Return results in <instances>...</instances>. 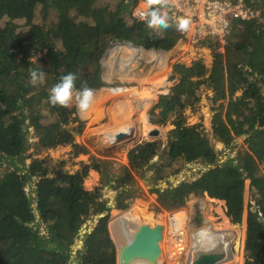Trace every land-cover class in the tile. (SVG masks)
<instances>
[{"label": "trees", "instance_id": "1", "mask_svg": "<svg viewBox=\"0 0 264 264\" xmlns=\"http://www.w3.org/2000/svg\"><path fill=\"white\" fill-rule=\"evenodd\" d=\"M106 1L115 7L108 9ZM106 1L0 0V19H7L4 25L0 23V264H71L72 245L83 224L100 213L106 215L85 234L83 246L76 253L77 264H117V249L108 229L110 207L102 199L100 187L87 190L83 185L90 169L99 171L100 162L94 159L83 163L73 173L59 170L55 179L47 176L52 171L49 161L34 157L43 150L69 144L74 156L88 151L75 143L69 128L71 122L79 120L72 117L73 109L53 107L48 102L49 91L61 76L76 73L77 90L92 87L82 65H98L113 39L169 50L180 38L173 24V30L161 29L150 36L154 27H149L146 19L131 15L138 0ZM40 14L44 19L38 22ZM19 19L27 28L24 34L17 30L15 21ZM213 43L219 45L217 37H208L202 44L207 47ZM223 48L224 52L215 55L207 79L208 68L201 61L189 66L175 64L173 72L179 80L150 110L152 124L165 125L171 119L174 125L163 155L171 162L180 158L200 161L207 170L195 180H183L164 189L154 184L151 191L168 211L183 207L192 194L206 193L224 200L226 215L231 223L239 224L244 212L245 181L249 179L256 192V206L247 213L244 264H264V13L263 18L235 22ZM39 54L40 59H36ZM31 70L43 71L44 79L50 82L34 87ZM205 80L213 90L214 105L227 99L226 104L215 107V135L230 149L235 147L236 136L248 135L247 147H240L236 157L221 160L206 133L186 124L185 108L200 100L197 89ZM44 117L52 120L45 122ZM83 128L84 123L79 122L77 131L81 133ZM161 145L160 140L143 141L129 151V166H122L114 175L117 208H127L125 200L143 193L133 169L149 163ZM32 146L33 151L27 154ZM36 178L43 185L34 189V195L27 186ZM133 215H139L144 224L155 225L145 206L138 203L133 211L114 217L112 229L131 222ZM160 247V255L165 258L163 239Z\"/></svg>", "mask_w": 264, "mask_h": 264}, {"label": "rangeland", "instance_id": "2", "mask_svg": "<svg viewBox=\"0 0 264 264\" xmlns=\"http://www.w3.org/2000/svg\"><path fill=\"white\" fill-rule=\"evenodd\" d=\"M109 3L113 5L112 2L106 1L105 6L108 7V9L115 7V6H111ZM247 3L255 11V14L253 17L254 19L263 18L264 0H250ZM140 11L142 12L148 11L147 0H138L135 6L132 7V13H131L133 17L144 21L145 18L143 19V17L140 15ZM166 12H167V17H168L167 22L169 24V27L167 28L154 27L152 28L151 32H149L150 36H153L154 34H159L158 32H161V29H166L167 31H171L174 28L173 25L177 28V31L179 30L177 25L172 21L169 11H166ZM43 19H44L43 14H40L36 17V21L38 22H41ZM6 21L7 19L5 18L0 19V23L2 25H4ZM15 22L17 23V26H18L17 30L21 31L23 34L26 33L27 28L24 24V20L19 19V20H16ZM230 34H231V30H230V33L226 34L223 38H221L220 36H216L217 41L219 43L218 46H215V44L213 43L205 47L202 44L205 38H200L198 40L196 37H193V36L191 38H188V37L184 38L183 36H181L179 32L180 38L177 41V43L173 46L172 48L173 50L171 51L170 56H168V52L170 49L169 50H165V49L159 50L156 48H146L143 46L145 51H150V49L151 50L154 49V51L160 52L161 60L156 63H152V62L148 63L145 60L140 59L138 67L134 69V72L136 73L132 71L131 74H129V76L132 77L134 75H137L138 79H142V80H150V79L152 80V78L154 77L164 76L166 77L168 84L162 87V89L160 88L161 90H159V92H155L153 90L151 95L149 97H146L148 99H146L144 103H142V101L138 99L139 96L137 95V97L135 98V102H138V105H140V107L137 105L140 108V110L145 108L144 116L142 117L139 116V120H136V121H134V118L131 116L130 117L131 119H129L131 123L130 122L126 124L121 123V125L123 124L124 126L126 125L129 127H132L134 129V135L129 138L121 139L119 144H116L115 146L106 147V145H104L103 143V140L99 138V135L101 136L104 135V132L101 133L100 129L101 127H104V129L108 128L111 126V123H113V120L111 119L110 115H111V107L114 106L115 102L113 98L111 99L110 97L109 98L106 97L107 92H105V89H101L100 91H97L96 93L94 89H100L104 84L127 86L129 90L127 91V93L129 95H133V94L136 95L137 92L141 91L144 87L147 86V85H141L137 82L125 83L120 77V75L115 73L116 67L112 68L114 70V73L111 75V77L109 76L110 68L105 67V65L103 66V62H105L103 61L105 56H107V53L111 52L113 48H116L114 50V58H112V60L114 62V65L116 64L118 66L117 71L121 70L119 66L122 63V62H119L121 61L119 60V57L122 54L120 53L121 48L123 46H124L123 48H128V46L130 45L129 42H131L128 40L113 39L107 48L108 49L107 53L105 54L104 52L105 55L104 54L102 55L101 63L98 64L100 66L98 74L105 83L103 85L92 84L94 86L90 87L94 91L95 101L93 105L91 106V108L86 113L87 117L84 118L83 114H81L78 111L75 101H73L71 106L68 107V109H71V110L73 109L74 111L72 113V117L79 118V120L76 123L71 122L69 125L70 130H72L74 133L75 143L85 146L88 150L87 153L74 156L73 146L72 144H69V145H64V146H58L56 148H52L48 150H43L39 155L34 156V157L46 159L49 161V166L52 171H50L47 176L51 178L54 177L55 179H57L56 173L59 170L69 171L73 173L79 170L82 167L83 163H91L94 159H97L100 162L99 171L95 169H90L88 176L84 179L83 185L85 186L87 190H93L96 187L101 188L102 199H105L108 203V206L110 207V210L108 211L109 216H110V219L108 222V229H109L111 239L113 240V242H115L114 244L116 248L118 247V244L116 243L113 237L111 221L117 212L125 211V210L133 211L134 206H136V204L139 203L141 207L145 206L146 214L151 216V219H154L155 225H156L157 223L161 222L159 220V218H162L161 216H159L160 213L166 214L173 210L171 211L165 210L158 204L157 194L151 191L153 185L155 184L156 186L164 189L171 185H177L183 180H189V181L195 180L199 176L200 173L207 170L208 167L205 166V164H203L200 161L186 162L185 160L180 158L176 161L171 162L170 160H168L167 156L163 155V152L166 150V146L168 142V133L172 128H174V125L171 123V119L165 125L164 124H152L150 122V110L155 105V103L158 101L159 96L161 94L168 93L170 88L174 85L172 81H169V78H170V75L174 73L173 66L175 64L182 63V64L189 66L196 61H201L208 68V73L204 76L207 79V77L209 76L212 70L215 55L217 53L224 52L223 46L225 45L226 38L229 37ZM212 37H215V36H212ZM110 56H112L111 53H110ZM36 59H40V54L36 57ZM98 65L96 66L92 64L82 65L83 74L86 75L88 78H91V76L94 75L95 68ZM160 68H162L163 73L159 72ZM150 69L151 71L149 73ZM105 77H110L111 82L106 81ZM178 79H179V76H178ZM44 81L46 83L50 82L49 79L45 78L42 84L44 83ZM38 85L39 83L34 85V87H37ZM134 85H139V88L137 89V87H134ZM263 92H264V86H263ZM197 93L200 96V100L197 101L194 105H188V107L185 108L184 115L186 118L185 119L186 124L196 125L197 127H199V129H202L206 133L211 144L214 146V148L218 152L221 160H225L230 157H236L237 152L240 149V147H243V148L247 147L246 138L248 135L243 134V135L236 136L235 143H234L235 147L233 149H230L226 147L220 141V139L217 137V135H215L213 131L212 119L215 113V107L218 106L221 102L226 104L227 99H225V101L219 100L214 105L211 99V97L213 96V90L209 87L208 80H205V82L201 84V86L197 89ZM240 93L241 91L237 92V95H240ZM129 98L130 97H127V99H124V101L134 100V99H129ZM139 101H140V104H139ZM188 102L189 104H191L192 100ZM45 113H46V110L43 111V114ZM99 115H102V116L105 115V117L101 120L95 121V119L99 117ZM51 120H52V117L43 118V121L45 122H49ZM79 122L84 123V128L81 133L77 131ZM148 122L151 123L152 126L154 127L152 128L150 125H148ZM154 129H158L159 131V135L157 137H153L151 135L145 136L151 130H154ZM31 140L32 142H34L33 138ZM151 140L161 141L162 145H161V149L159 153L149 163L145 164L143 167L133 169V175L136 178L137 185L141 187L143 193L139 197L125 200V202L128 203V207L125 209H119L117 208L118 190L113 189L115 186V179H116L114 175L117 173H120V169H122V166L124 165L129 166L128 153L135 145L143 141H151ZM32 151H33V146L27 151V154H30ZM30 161H31L30 158H27V163H30ZM260 169L262 170V166L260 167ZM156 178L158 179V181ZM40 185H43V182L40 181V178H36L34 182H32L31 184L27 186V189L32 194L35 195L34 189H36ZM192 195L195 196L193 200V202L195 201V203H198L197 197L201 198V196H206L205 193L204 195H195V194H192ZM190 197L188 201L186 202V204L183 207L177 209V211L182 210V209H185L188 211V214L190 216L188 227L190 228V226L192 225V228H193L192 221L194 222V224L198 222V219H200L199 218L200 210L197 208H193V209L190 208V204L193 203L191 202ZM255 197H256V192L254 189L251 188L250 180L246 179L244 197H243L244 212H243L242 222L239 224H233L230 221V224L233 226V229L231 228L222 229L224 233L223 235L225 236L224 244L222 246H219L218 248V250H223L224 245H226V243L229 245V248L232 254H234V259L229 261V263L230 262H233V263H230V264H244L245 262L247 213H248V209L255 208L256 206ZM211 204H213L211 207L215 208L213 214L214 216H216V218L210 215L209 221H211L212 223L217 219V217L221 216L222 218L219 217V219L217 220V221H220V223H213V224L214 225L222 224L224 222L222 220H224V217L226 216L224 215V213L221 214L219 210L222 211L221 208H223L226 212V206L224 207V204H222L221 206V204L217 202H213V201ZM215 211L219 212L220 215H218ZM164 220L165 218L163 219V222H165ZM96 224L97 222L95 220V217L89 218L83 224V227L79 233L78 239H76L75 243L72 245L73 255H72L71 264H77L78 258L76 256V253H77V250L82 247V246L78 247L79 240L81 238L82 240H84L85 234L87 232L90 233L94 229ZM194 230L190 229L191 231L190 235L193 234ZM242 233H244L243 237H242ZM166 238L168 239L167 233L166 234L164 233L163 241H164V252H165L164 257L165 258H162L160 255L159 258L161 261L166 259V247H165L167 245V243L165 242ZM185 258L186 257L184 256L182 261H184ZM117 261H118V257H117ZM169 264L171 263L169 262Z\"/></svg>", "mask_w": 264, "mask_h": 264}, {"label": "bare ground", "instance_id": "3", "mask_svg": "<svg viewBox=\"0 0 264 264\" xmlns=\"http://www.w3.org/2000/svg\"><path fill=\"white\" fill-rule=\"evenodd\" d=\"M123 47L121 48V51H120V53H122V54L119 57V60H121L119 62H122L121 64L119 63L121 70L117 71L118 66L116 64L114 65V62L112 60V58H114V50L116 48H113V50L111 52L107 53V56H105V58L103 60L106 62V64H105V62H103V63L105 64V67L110 68V72H109L110 77L114 73V70L112 68L116 67L115 73L120 75V77L122 78V80L125 83L137 82L141 85H147L141 91L137 92L136 95L133 94L136 97L138 95L139 96L138 99L141 100L142 103H144L145 100L148 99L146 97H149L151 95V93L153 92V90L155 92H159V90H161L162 87H164L165 85L168 84L166 77L157 76V77L152 78V80L151 79L150 80H142V79H138L137 75H134L131 77V76H129V74H131L132 71L134 72V69H136V67H138L140 59H143L148 63L149 62L156 63V62H159L161 60V55H160L161 53L158 51L151 50V49H150V51H145L143 47L138 46V45H131L130 44L128 46V48H123ZM110 53L112 56H110ZM165 53H167V52H165ZM168 56H170L169 53H168ZM106 71H107V69H106ZM150 71H151V69L149 70V73H150ZM159 72H162V68H160ZM134 73H136V72H134ZM110 77H105L106 81L111 82ZM103 89H105V92H107L106 97H108V98L110 97L111 99L113 98L115 104L113 107H111V115L109 114L111 116V119L113 120V123H111V126L108 128L104 129V127H101L100 132L101 133L104 132V134H106L104 136L105 140L110 141L114 137V139H115L114 144L116 145V144H119L121 139L129 138V137H132L134 135V129L132 127H129L126 125L124 126L123 124H122L123 125L122 126L121 123H124V124L129 123V122L131 123V121L129 120V119H131L130 118L131 116L134 118V121L139 120V116H141V117L144 116L145 108L143 107L144 109L140 110V108H139L140 105H138V102H135V99L132 101L131 100H125L124 101V99H127V97H130L129 99H133V95L130 96L127 93V91H129L127 86L104 85ZM94 101H95V99H94ZM139 104H140V101H139ZM83 117L86 118L87 117L86 114H83ZM104 117H105V115H103V116L99 115V117H97L95 119V121L101 120ZM119 135H122L123 137L118 138ZM99 138H101L103 140V137L101 135H99ZM114 144H113V146H114ZM221 201L213 200V202H217V203L222 205ZM182 210H185V209H182ZM127 212H131V211H129V210L119 211V214H124ZM219 212L221 214H223V212L221 210H219ZM119 214L115 215L114 217H117V218L120 217ZM159 216L162 217V218H159V220L161 222L157 223L156 225L160 224L163 227V237H164V233L165 234L167 233V236H168V239L166 238V240H165V242L168 245L167 246L165 244L166 245L165 246L166 247V259L161 261L160 258L158 257V259L155 263H151L146 259L138 258V259H134L130 263H124L123 261H120L119 264H162L165 261H167L168 264H169V262L171 264H193L194 261H196V259H198V257H200V255L204 254V252H207L209 250H216L219 246H222L224 244V239H225L224 237L225 236L223 235L224 233H223L222 229H230V228L233 229V226L230 224L227 217H224V220H222L224 222L222 224H215L214 225L211 223L212 228H210V226L204 225L203 227H205L208 232L202 231L199 233L198 228H196L195 229V235L196 236L194 238H192L191 235L188 237V246L186 249V254L184 255L186 258L184 261H182V263H180V262H178V260L181 258V256H179V255L175 256V254L173 253L174 252V237H173L174 232L173 231L175 229V224L172 221H167V217H168L167 213L166 214L160 213ZM114 217L111 221V228H113V223L116 220ZM164 218H165V220H164L165 222H163ZM207 220L209 221L208 218H207ZM142 224H144V222L141 219V217L139 215H133L131 217V222L127 223L126 225H123L120 229H118L116 231L114 229H112L113 237H114L116 243L118 244L119 248H122L131 239V237L138 230V227L141 226ZM145 224H147V223H145ZM198 236L202 238L201 242H198V240H197ZM243 236H244V233H242V237ZM225 246H227V245H225ZM160 249H161V247H160ZM233 259H234V254H233V257L231 259H229L228 261H224L222 263H219V264H224V263L227 264V262H228V264L233 263V262L229 263V261H231Z\"/></svg>", "mask_w": 264, "mask_h": 264}, {"label": "built area", "instance_id": "4", "mask_svg": "<svg viewBox=\"0 0 264 264\" xmlns=\"http://www.w3.org/2000/svg\"><path fill=\"white\" fill-rule=\"evenodd\" d=\"M164 10L169 11L171 19L176 25H178L181 20H186L188 22L186 29L178 30L181 36L184 38H191L193 36L196 37L197 40L200 38H205V40H207L208 37L212 36H220L223 38L226 34L230 33L233 23L238 20H250L255 14L254 9L244 0L235 2L230 0H169ZM145 13V11H140V15L143 19L145 18ZM104 65L103 63V66ZM103 86L100 89H95V93L103 89ZM134 87L138 89L139 85H134ZM135 98L136 96L133 95V99ZM105 135L106 134L102 136L104 145H106V147L113 146L115 142L114 137L108 141L104 139ZM167 214V221H172L175 224V229L173 231V253L175 256H181L178 262L182 263V258L186 254L188 246V237L191 233L188 227V213L186 210H176ZM202 231L205 232L207 230L205 227H199L198 232L200 233ZM191 236L192 238L196 236L195 231H193ZM197 240L201 242L202 238L198 236ZM162 264H168V262L165 261Z\"/></svg>", "mask_w": 264, "mask_h": 264}, {"label": "water", "instance_id": "5", "mask_svg": "<svg viewBox=\"0 0 264 264\" xmlns=\"http://www.w3.org/2000/svg\"><path fill=\"white\" fill-rule=\"evenodd\" d=\"M173 48V47H172ZM169 50V54L173 49ZM101 63V61H100ZM100 66L95 68L94 75L90 78V84L103 85L105 82L99 76ZM170 80L172 83L178 81V74H171ZM149 135L157 137L159 135L158 129L151 130ZM119 135L118 138H122ZM106 213H100L95 216L96 222L98 218L104 217ZM163 238V227L158 224L152 226L150 224H142L138 227V230L131 237V239L122 247H117L118 263L123 261L124 263H130L134 259H146L151 263H155L160 256V240ZM84 241L82 238L79 240L78 247L83 246ZM224 245L223 250H210L200 255L193 264H219L224 261H228L233 257V254L229 248V245ZM76 263V262H75Z\"/></svg>", "mask_w": 264, "mask_h": 264}, {"label": "clouds", "instance_id": "6", "mask_svg": "<svg viewBox=\"0 0 264 264\" xmlns=\"http://www.w3.org/2000/svg\"><path fill=\"white\" fill-rule=\"evenodd\" d=\"M168 3L169 0H147L148 11L145 13V19L149 27H163V28L169 27V24L167 22L168 21L167 12L163 10L166 9ZM155 5H159L160 7H154ZM187 25L188 22L186 20H181L178 23L177 27L180 30H184L187 28ZM131 43L129 42V44L131 45H138L143 47V45L136 44L132 41ZM107 50L108 49H106L105 54L107 53ZM159 50H163V49H159ZM101 60L102 58L100 59V61ZM29 76H30V83H32L33 85L42 83L44 80L43 71L31 70L29 72ZM77 79H78L77 74L73 72H69L66 75L61 76L59 82L53 85L49 91V95H48L49 104L53 107L58 106V107L68 108L71 106L73 101H75L78 111L81 114H86L94 103L95 94L90 87H84L81 90H77L76 89ZM188 217L190 219L189 214ZM199 227H203V226H199Z\"/></svg>", "mask_w": 264, "mask_h": 264}, {"label": "crops", "instance_id": "7", "mask_svg": "<svg viewBox=\"0 0 264 264\" xmlns=\"http://www.w3.org/2000/svg\"><path fill=\"white\" fill-rule=\"evenodd\" d=\"M179 76V75H178ZM148 104V103H147ZM146 104V105H147ZM206 194V193H205ZM194 198H195V196L194 195H192L191 197H190V200H191V202H193V200H194ZM197 200H198V203H195V201L193 202V203H191L190 204V208L191 209H193V208H197V209H199L200 210V216H199V218L200 219H198V222L196 223V224H194V222L192 221V224H193V228H192V225L190 226V229H196L197 227H199V226H204V225H206V226H210V228H212V225H211V221H208L207 220V218L209 219V216L211 215L212 217H214V218H216V216H214V209L215 208H212L211 206L213 205V204H211L212 203V201L213 200H219V199H216V198H210L207 194H206V196H201V198H199V197H197ZM219 201H221V200H219ZM222 202V204H224V207L226 206L225 205V201L224 200H222L221 201ZM196 205H197V207H196ZM222 206V205H221ZM212 208V209H211ZM222 209V212L224 213V215L228 218V216L226 215V213H225V210L223 209V208H221ZM216 212V211H215ZM218 215H220L219 214V212H216ZM219 217H221V216H219ZM219 217H217V219L214 221V222H212V224L213 223H220V221H217L218 219H219ZM222 218V217H221ZM229 219V218H228ZM229 222H230V220H229Z\"/></svg>", "mask_w": 264, "mask_h": 264}]
</instances>
